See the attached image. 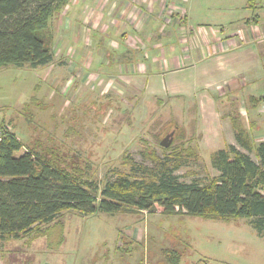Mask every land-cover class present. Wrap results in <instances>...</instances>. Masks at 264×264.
Returning a JSON list of instances; mask_svg holds the SVG:
<instances>
[{
  "label": "rangeland",
  "instance_id": "374dc122",
  "mask_svg": "<svg viewBox=\"0 0 264 264\" xmlns=\"http://www.w3.org/2000/svg\"><path fill=\"white\" fill-rule=\"evenodd\" d=\"M211 5L212 0H197L189 22L197 25L203 14L211 20ZM170 14L174 18V12ZM52 50L53 60L45 66L0 68V118L22 143L17 155L30 151L41 159H54L99 186L117 172L130 173L132 163L153 168L167 159L181 163L173 172L177 180L204 184L217 174L210 164L211 152L227 143L258 160L254 151L238 145L236 132L222 116L229 111L226 101L241 108L243 100L215 89L222 82L213 80L222 75L213 66L209 74L198 67L160 74V60L149 58L144 62L147 75L140 76L133 73L139 58H133L134 68L123 62L124 57L132 58L131 53H108V59L104 53H88L77 61L73 50L64 53L58 42ZM190 53L197 58L198 53ZM152 55L167 59L166 53ZM173 55V62L189 59L179 46ZM166 61L161 62L165 69L171 65ZM255 109L264 110V98ZM170 133V146L162 147L160 141ZM190 140L197 156L189 155ZM64 213L65 241L57 250L47 248L42 239L35 241L32 264H143L146 258V264H170L171 249L179 250V264H264V236L247 219L134 209Z\"/></svg>",
  "mask_w": 264,
  "mask_h": 264
},
{
  "label": "trees",
  "instance_id": "16d2710c",
  "mask_svg": "<svg viewBox=\"0 0 264 264\" xmlns=\"http://www.w3.org/2000/svg\"><path fill=\"white\" fill-rule=\"evenodd\" d=\"M67 1L0 0V68L49 64L53 60L50 20ZM262 98L250 96L248 103L257 107ZM230 107L236 142L254 151L258 160L225 144L211 153L210 164L217 174L204 184L177 180L173 172L181 163L167 159L153 168L132 163L130 173L117 172L99 186L54 159H41L30 151L17 155L22 143L0 118V236L44 238L47 248L57 250L64 242V212L92 215L126 209L247 219L264 236V141L253 144L235 102ZM190 142L189 155L197 156ZM171 250L169 263L179 264V250Z\"/></svg>",
  "mask_w": 264,
  "mask_h": 264
},
{
  "label": "crops",
  "instance_id": "0c3cea01",
  "mask_svg": "<svg viewBox=\"0 0 264 264\" xmlns=\"http://www.w3.org/2000/svg\"><path fill=\"white\" fill-rule=\"evenodd\" d=\"M195 3L197 0H68L50 20L51 47L58 42L64 53L69 54L72 49L77 61L92 53L96 56L104 53L107 59L108 53L125 56L131 53L132 58L124 57L123 62L126 68L128 65L134 68L132 63L139 58L140 64L133 73L140 76L147 75L145 63L149 58L150 62L160 60V74L193 67L209 74V66H213L222 75L213 80L222 82L215 89H226L231 99L242 98L241 108L236 106L240 121L253 144L264 141V110L257 111L247 101L250 96L264 98V92L257 94L259 88L264 90V0H212L214 15L208 17L212 19L203 18V14V20L193 25L189 14ZM171 11L176 18H169ZM178 46L189 57L186 62L172 61ZM190 52L198 53L197 58L193 59ZM152 53H166L167 59ZM166 60L171 62L167 69L161 66ZM121 68L123 71L125 67L121 65ZM232 103L225 102L230 109L222 116L235 132L230 119ZM38 239L45 242L44 238L27 241L25 237L0 236V264H32L34 257L30 249ZM142 260L146 264L147 258Z\"/></svg>",
  "mask_w": 264,
  "mask_h": 264
},
{
  "label": "water",
  "instance_id": "95a60500",
  "mask_svg": "<svg viewBox=\"0 0 264 264\" xmlns=\"http://www.w3.org/2000/svg\"><path fill=\"white\" fill-rule=\"evenodd\" d=\"M171 136L172 134L170 133L169 135H167L166 137H164L161 141H160V145L162 147H168L170 145L171 142Z\"/></svg>",
  "mask_w": 264,
  "mask_h": 264
},
{
  "label": "built area",
  "instance_id": "2783aa9c",
  "mask_svg": "<svg viewBox=\"0 0 264 264\" xmlns=\"http://www.w3.org/2000/svg\"><path fill=\"white\" fill-rule=\"evenodd\" d=\"M0 140H1V131H0Z\"/></svg>",
  "mask_w": 264,
  "mask_h": 264
}]
</instances>
